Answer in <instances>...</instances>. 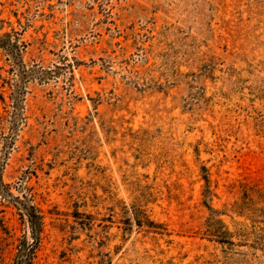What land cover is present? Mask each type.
<instances>
[{
  "label": "rangeland",
  "instance_id": "obj_1",
  "mask_svg": "<svg viewBox=\"0 0 264 264\" xmlns=\"http://www.w3.org/2000/svg\"><path fill=\"white\" fill-rule=\"evenodd\" d=\"M0 264H264V0H0Z\"/></svg>",
  "mask_w": 264,
  "mask_h": 264
}]
</instances>
